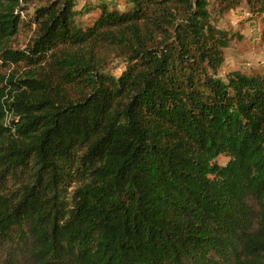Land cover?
Returning <instances> with one entry per match:
<instances>
[{"label":"trees","instance_id":"trees-1","mask_svg":"<svg viewBox=\"0 0 264 264\" xmlns=\"http://www.w3.org/2000/svg\"><path fill=\"white\" fill-rule=\"evenodd\" d=\"M127 2L0 0L1 263L264 264V73L216 77L207 0Z\"/></svg>","mask_w":264,"mask_h":264},{"label":"rangeland","instance_id":"rangeland-1","mask_svg":"<svg viewBox=\"0 0 264 264\" xmlns=\"http://www.w3.org/2000/svg\"><path fill=\"white\" fill-rule=\"evenodd\" d=\"M51 0H18L23 7L22 18L31 15L35 6ZM75 10V23L85 29L99 14L102 4L108 8L126 10L127 0H72ZM206 9L210 22L226 35V43L220 46L223 61L216 77L225 79L229 70H239L246 74L264 73V0H207ZM26 14V15H25ZM34 26L26 21L21 24L17 35L12 39L14 48H23L33 35ZM105 71L119 73L124 63L120 50L106 49L102 53ZM23 63L7 66L0 63V75L19 74L26 71ZM219 158V162L224 161ZM0 264L1 257H0Z\"/></svg>","mask_w":264,"mask_h":264}]
</instances>
